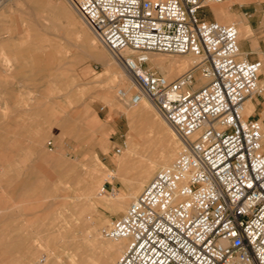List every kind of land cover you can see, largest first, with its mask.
Instances as JSON below:
<instances>
[{
  "label": "built area",
  "instance_id": "1",
  "mask_svg": "<svg viewBox=\"0 0 264 264\" xmlns=\"http://www.w3.org/2000/svg\"><path fill=\"white\" fill-rule=\"evenodd\" d=\"M75 1L119 58L134 87L129 102H152L183 142L172 164L103 230L127 242L117 264H264L263 123L243 113L264 92L262 63L241 50L234 25L205 13L231 0ZM153 53L197 60L168 80L146 68Z\"/></svg>",
  "mask_w": 264,
  "mask_h": 264
},
{
  "label": "rangeland",
  "instance_id": "2",
  "mask_svg": "<svg viewBox=\"0 0 264 264\" xmlns=\"http://www.w3.org/2000/svg\"><path fill=\"white\" fill-rule=\"evenodd\" d=\"M259 1L233 5V9L236 18L250 26L257 48L252 50L248 41H239V47L245 53L251 52L250 59L262 61L264 6ZM48 2L7 0L0 7V264H28L23 251L35 238L42 242L31 256V264H73L70 258L75 253L70 244L93 241L91 235L80 231L79 220L72 215L78 203L75 196L109 172L114 176L99 182L107 192L96 190L92 199L96 201L97 194L105 200L113 193L126 195V182L114 172L129 140L139 142L142 129L157 155H164L178 142L171 143L164 131L156 127V121H162L157 113L130 125L116 96L119 87L113 86L107 94L99 87L102 65L87 57V43L64 18L47 11ZM205 13L208 20H214L209 9ZM98 46L109 56L100 43ZM146 68L163 75L151 61ZM260 80L264 84L262 73ZM123 81L128 83L125 76ZM122 100L128 103L127 97ZM258 113L260 110L255 108L252 116L264 120V113ZM87 124L92 130L85 129ZM137 147L141 149L139 144ZM118 148L120 154L115 153ZM131 170L127 177L134 172ZM69 179L78 183V190L63 184ZM132 201L128 199L126 206L115 213L99 209L94 217L86 216L85 221L91 227L97 223V229L108 227ZM71 224H75L74 228ZM100 232L101 240H108ZM91 251L96 257L90 264H104L101 253L96 254V248Z\"/></svg>",
  "mask_w": 264,
  "mask_h": 264
},
{
  "label": "bare ground",
  "instance_id": "3",
  "mask_svg": "<svg viewBox=\"0 0 264 264\" xmlns=\"http://www.w3.org/2000/svg\"><path fill=\"white\" fill-rule=\"evenodd\" d=\"M6 1L7 0H0V7L3 6ZM48 1H49L48 5L46 7L47 11L53 14L58 13L59 16L64 18L75 29L77 36L81 39H84L85 43H87L88 45L87 57L102 65L103 78H101V80L98 82L100 84L99 87L102 88L105 94L109 93V91L113 89V86L114 88L119 87L116 91V96H117L118 90H122L124 92V96L121 98L117 96V99L121 102V105L123 107L121 112L123 116L126 118V120L130 123V125L135 123L137 120L140 121V120H143L149 117H153L155 113H157V115H159L162 118V116L158 112L155 105L147 99H143L140 103L135 104V105L134 104L128 105V103H130L129 100L132 95V91L134 90V87L132 86L130 80L127 78L124 71L122 70L119 58L110 53H109V56H107L104 53V50H102L98 46V43L100 42L97 39V37L94 35V33L91 31V29L86 25V23L80 17L78 10H77L76 1L75 0H64L67 5L63 1H58V0H48ZM255 3H256V0H231V1L225 2L224 4L222 3L221 4H210L208 5V9L211 11L214 21L221 23V24H232L236 27L238 42L239 41L251 42L250 48L252 50H256L257 47L254 41H252V32H251L250 26L248 24L242 23L241 20L237 19L236 11L233 9V5L242 6V5H249V4H255ZM90 33L92 36L90 35ZM64 57L66 56H62L61 58H64ZM149 57H150L149 61H151L155 67L161 69L163 76L168 80H170L171 77H175V76L176 78L180 77L187 70H189L192 64L196 62L197 60V59H194V58L191 59L188 57H184L182 60V57H179V56H176L178 58H172L170 56H166L162 58L160 56H155V55L153 56V54H150ZM115 66L119 67V69H121L123 74L119 73L118 69ZM261 73L264 76V69L262 70V67L260 70V75ZM98 75H101V74H98ZM123 76L127 78L128 80L127 84L123 81ZM70 82L72 81L70 80ZM203 83L204 81L202 79L197 80L195 88L197 89L201 87ZM259 84L262 87L264 85L263 83H261V80L259 81ZM125 97H127L128 103L122 100ZM253 111H254V105L252 101L247 100L244 104V112H243L244 115L245 116L251 115ZM156 125L158 129L164 131L165 138L169 139L171 143H175L173 142L175 140L178 142H176V144H173V146L170 147L169 150L164 155H157L154 152V150L151 148L150 140L148 139L146 132L143 131L144 129H142V131L138 133L139 142L134 143L135 141L129 140V143L126 145V150L124 152V155L121 157V161L116 164V170L114 172L119 180L126 182L127 184L126 185V195L118 196L117 194L113 193L110 199L105 200L102 197L100 198L99 194H97V200L94 201L92 199L94 195V191L96 190L100 191L102 189V186L99 185L100 180L101 182L102 180L103 182H105L114 176L112 173L109 172L105 174V176L102 179L100 180L98 179L95 185L90 184L89 186L84 187L81 191L79 190L80 192L78 193V195L75 196L76 201H78V203H76L75 206L73 205L74 211L72 215L74 216L76 220H79V223L78 224L76 223V224L78 225L80 231L84 232V234L85 232H87L89 235H91L93 241H90L88 239L89 241L86 240L87 242H84V243L76 242V243L70 244L71 251L75 253V255H73L70 258L73 264H90L91 259L96 257V255L91 251L92 248H96V254L101 253L104 264H117V261L119 260L123 252L125 251L126 245H127L126 240H121V239L113 240L110 238H107L108 240H101L100 230L102 231L106 230L111 225V223L108 225V227H104L103 229H97V223L95 224V222H93V226L91 227V225L85 221V217L86 216L88 218H91V216L94 217L95 214L98 213L99 209L109 210L114 213L122 210L126 206L128 199L134 200L136 198V194H138L142 189H144V186H146V184L152 180V178L155 176L157 172L163 170L166 167H169L172 164L177 154L181 150V146L183 145V142L177 137L175 131L171 128V126L163 118H162V121L161 120L156 121ZM139 128H140V125H139ZM85 129L92 130V126L87 124V127H85ZM262 133H263V144H264V125H263ZM90 135L92 136V134ZM138 144L141 146V149H138L137 147ZM177 144L180 147L179 150H178ZM131 169H134V172H132V175L130 177H127L128 176L127 172H129L128 170H131ZM60 182H62V180ZM63 184L68 187H75L78 190V183L74 180L69 179V181H63ZM59 218L60 217H58V219ZM74 225L71 224L72 227ZM98 225H99V222H98ZM41 227L39 228L42 229ZM50 229L51 228H49V230ZM58 237L56 239H58ZM41 242L42 240L40 238L32 239L29 242V245H27L24 248L23 257L28 261V264H31L30 263L31 256H33L36 253L38 248H41Z\"/></svg>",
  "mask_w": 264,
  "mask_h": 264
},
{
  "label": "crops",
  "instance_id": "4",
  "mask_svg": "<svg viewBox=\"0 0 264 264\" xmlns=\"http://www.w3.org/2000/svg\"><path fill=\"white\" fill-rule=\"evenodd\" d=\"M246 53H247V52H246ZM248 53H251V52L249 51ZM261 56H262V55H261ZM248 58H249V60H252V59H250L251 57L248 56ZM259 58H260V56H259ZM261 60H262V70H263V69H264V58L262 57ZM251 101H252V103H253V105H254V109L257 108V109L260 110L261 114L258 113V115H259V116L262 115V114L264 113V92H263V94H261L260 96L255 97V98L252 99ZM253 112H254V111H253ZM253 112H252V113H253ZM252 113H251V114H252ZM258 119L261 120L260 117H259ZM262 123H263V125H264V120H263V119H262Z\"/></svg>",
  "mask_w": 264,
  "mask_h": 264
}]
</instances>
